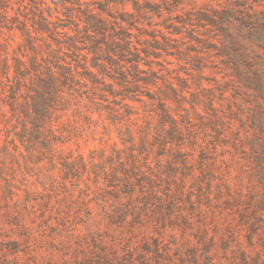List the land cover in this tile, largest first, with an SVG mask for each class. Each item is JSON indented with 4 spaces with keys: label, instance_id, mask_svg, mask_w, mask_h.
I'll return each instance as SVG.
<instances>
[{
    "label": "rangeland",
    "instance_id": "374dc122",
    "mask_svg": "<svg viewBox=\"0 0 264 264\" xmlns=\"http://www.w3.org/2000/svg\"><path fill=\"white\" fill-rule=\"evenodd\" d=\"M29 3L0 18V264H264L232 201L254 177L229 76L251 44L231 21L264 0ZM41 57L73 78L38 124L11 86Z\"/></svg>",
    "mask_w": 264,
    "mask_h": 264
},
{
    "label": "trees",
    "instance_id": "16d2710c",
    "mask_svg": "<svg viewBox=\"0 0 264 264\" xmlns=\"http://www.w3.org/2000/svg\"><path fill=\"white\" fill-rule=\"evenodd\" d=\"M31 0H0V18L1 19H17V15L8 17V9L17 11L16 14L21 15L24 19L27 18L25 9ZM15 6V7H14ZM8 17V18H7ZM231 23L235 27L238 35L243 36L248 34L249 42L251 43L246 51L244 57L235 58L233 63L234 68L231 69L229 76L237 84L239 95L247 97L246 103V131L245 139L248 140V145L243 144L239 139V144H243V150L248 149V156L243 157L247 161L250 174L253 175L254 180L250 182V188L245 185L248 196L243 195L242 187L234 188L235 196H232V201L242 202L243 212L239 213L240 224L247 225L246 240L248 245H253V236L257 235L259 240L264 244V19H234ZM41 30V29H38ZM234 36L236 33L231 32ZM2 73H5V78L10 81L8 76L9 64L7 60L2 66ZM14 84L11 86L13 99L19 100L22 96L21 86L28 78L31 84H34L32 91L34 96L32 99L38 101V105L32 107L36 122L41 121L45 123L50 110L53 108L52 102L61 99L62 95L58 88L59 84H66L67 81L72 80L73 76L71 70L61 73V77L56 76L54 70L55 63L51 59L41 57V61L35 59L30 68H28L24 61L17 60L15 65ZM66 70V67H63ZM22 71V72H21ZM245 141V140H244ZM245 153V151H242ZM246 154V153H245ZM228 195L231 196L232 188L229 184L225 185ZM242 221V222H241ZM259 232V233H258ZM211 236L205 237V243H210ZM198 249V246H195ZM197 251L193 256L188 255V258L196 261ZM244 264H248L246 260L249 255L244 251L241 252ZM210 257V255H205ZM209 264H215L212 260ZM218 264V263H217Z\"/></svg>",
    "mask_w": 264,
    "mask_h": 264
}]
</instances>
